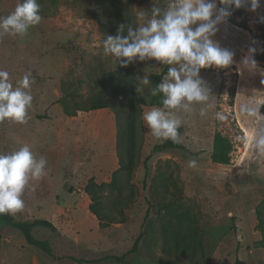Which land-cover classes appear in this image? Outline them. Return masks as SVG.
<instances>
[{
	"label": "rangeland",
	"instance_id": "374dc122",
	"mask_svg": "<svg viewBox=\"0 0 264 264\" xmlns=\"http://www.w3.org/2000/svg\"><path fill=\"white\" fill-rule=\"evenodd\" d=\"M262 2L256 11H251L250 5H246L244 17L237 18L239 21L245 18L248 29L236 26L227 19L217 26L218 31L212 37L213 40L222 48L234 52V57L237 56L229 67L213 66L200 70V77L211 91L209 101L205 104L193 103L191 112L172 110L173 115L182 121L183 131L179 140L186 150L154 152L153 147L164 140L156 139L143 121L141 159L134 178L138 188L137 199L123 207L122 198L116 195L112 197L115 211L125 218V222L121 223L123 229L113 230L110 234L116 236L120 232L118 248H100L97 245L91 250L82 247L80 251V245L77 244L72 248L77 257L92 260V264H192L176 251L183 246H188V251H191L200 240L204 252L194 254L198 260L209 257L213 264H238V261L242 264H264V248L256 243L262 236L258 227V212L264 217V153L256 151L251 143L258 133H264V115L259 110L264 101V83L261 82L264 76L260 74V70H264V57L256 56L264 51V40L257 28L258 21L264 17V0ZM10 3L0 2V17ZM40 5L44 7L39 11L42 17L54 14L65 16L83 29L84 42H99V50L92 47L85 50L82 43L64 47L68 50L66 53H75L72 60L69 59L72 64L63 73L62 81L64 99L72 110L90 106L101 86L104 72L132 69L139 78L143 75L149 77L154 70H163L167 66L155 60L135 61L122 66L115 57L104 53L103 40L108 35L117 34L108 0H41ZM128 5L130 26L136 27L139 12L144 11L150 17L153 7L166 9L168 0H133ZM56 7L61 9L54 10ZM231 17L236 18L235 15ZM249 47L257 49L254 59L258 70L237 71L238 67H242L240 61ZM148 90L149 86H146L144 92ZM152 107L156 106H144L142 113ZM201 108L206 109L204 116L200 115ZM246 108L258 109L257 115H247L244 111ZM106 110L114 116L110 108ZM90 112L98 114L99 111L95 109ZM218 112L225 116L224 120L216 118ZM217 132L231 140L229 165L211 160L213 137ZM146 157L149 158L147 176ZM192 160L196 161L195 167H189ZM115 161L118 163L117 157ZM98 162L108 163L103 155H100ZM162 203L177 210H188L196 220V225L176 224V234L181 242L178 246L174 240L170 242L173 253L167 252L162 245L164 229L157 213ZM15 217L21 219L17 215ZM0 227L7 231L2 236L0 234V264H53L52 259L60 257V250L53 242L44 239L43 234L37 235L52 246L51 253L36 246L34 251L27 249L16 253L7 246L20 239L25 241L23 233L10 225L5 226L1 221ZM141 232L143 235L139 244L134 247ZM32 233L35 236V232ZM182 238L188 239L189 243L184 244ZM1 242L2 249L5 253L8 249V255L14 262L2 256ZM44 259L50 261L45 262Z\"/></svg>",
	"mask_w": 264,
	"mask_h": 264
},
{
	"label": "crops",
	"instance_id": "0c3cea01",
	"mask_svg": "<svg viewBox=\"0 0 264 264\" xmlns=\"http://www.w3.org/2000/svg\"><path fill=\"white\" fill-rule=\"evenodd\" d=\"M5 1L11 3L2 12V17L12 13L18 2H0ZM40 2L38 0L39 5ZM42 8L40 5V10ZM53 9L60 10L61 7ZM55 15L47 18L40 15L41 21L30 27L22 37L0 36V71L9 74L13 87L28 75L33 97L24 123L0 121V153L9 154L27 144L36 159H46L45 175L38 181H29L21 197L24 207L12 214L25 221L39 219L53 224L55 231L44 226H36L32 230L35 238L44 241L37 235L43 234L44 239L53 242L60 250V257L53 258V264H92V260L77 257L73 253V246L79 244L80 251L82 247L91 250L97 245L100 248H118L120 232L116 236L110 234L113 230L123 229L121 223L107 228L100 226L99 220L89 209L92 201L85 190L90 178L97 183L110 181L112 173L119 166L115 161L116 123L107 108L97 109L98 114L72 110L64 100L63 73L70 67L75 55L74 52L66 53V48L82 43L85 50L90 47L99 50V42H84L85 34L79 25L73 24L65 16ZM161 71L157 69L153 73ZM64 103L72 115L65 112ZM100 155L105 156L108 163L98 162ZM4 232L7 231L0 227L1 236ZM52 237L58 240L54 241ZM7 247L20 253L27 249L34 251L35 246L25 238V241L20 239ZM50 248L52 251V246ZM7 250L5 253L1 242L2 256L14 262Z\"/></svg>",
	"mask_w": 264,
	"mask_h": 264
},
{
	"label": "clouds",
	"instance_id": "9594fccd",
	"mask_svg": "<svg viewBox=\"0 0 264 264\" xmlns=\"http://www.w3.org/2000/svg\"><path fill=\"white\" fill-rule=\"evenodd\" d=\"M261 3L262 0H168L166 9L153 7L150 17L141 11L137 14L136 27L128 26L125 32V25L121 24L115 36L108 35L103 40L104 53L115 57L122 66L146 60L168 66L167 74L149 89L150 96L162 97V107H152L141 117L156 139L178 143L182 121L172 110L191 112L193 103L209 101L211 91L199 75L202 68H226L233 64L235 53L222 48L212 38L217 26L232 14L233 7L250 5V10L256 11ZM39 11L38 0H18L12 13L0 17V36H24L41 21ZM261 21L264 22V17ZM256 52L255 47H249L237 71H257ZM260 74L264 76V70ZM150 83L147 75L140 76L136 92L143 94ZM29 89L28 75L13 87L9 74L0 71V121H26L33 99ZM244 111L256 116L258 109ZM205 114L206 109L201 108L200 115ZM216 118L224 120L225 116L218 112ZM251 143L256 151L264 153V133H258ZM46 164L45 158H35L27 144L9 154L0 153V214L15 213L24 207L21 197L26 186L30 180L38 181L45 175ZM195 166V160L189 162V167Z\"/></svg>",
	"mask_w": 264,
	"mask_h": 264
},
{
	"label": "trees",
	"instance_id": "16d2710c",
	"mask_svg": "<svg viewBox=\"0 0 264 264\" xmlns=\"http://www.w3.org/2000/svg\"><path fill=\"white\" fill-rule=\"evenodd\" d=\"M133 0H108L113 19L115 21L114 28L117 31L119 25H125V32L127 27L131 25V18L129 16L128 2ZM247 11V6H243L239 9L233 7L232 14L236 18H227L236 26L241 28H247L248 24L243 18L239 21L238 17H244ZM257 28L261 33V37L264 40V22L261 20L257 23ZM126 34V33H125ZM258 58L264 57V51L256 54ZM168 66H166L159 73H151L149 79L151 81L149 89L154 87L160 82L162 76L167 74ZM138 82L137 72L132 69H118L116 71L104 72L101 86L97 92L95 100L87 108L76 107V109L91 111L95 109L110 108L115 116L116 123V153L118 157V168L112 173V177L108 182L97 183L94 178H90L86 184L85 190L90 196L91 204L90 211L99 220L102 228L110 227L112 223L125 222L123 216H119L114 209L112 202L113 195L122 198V205L126 207L131 203H134L138 196V188L134 184V178L136 169L140 164L141 151L143 146V120H142V108L144 106H156L162 107V97L157 95L155 97L150 96L149 90L143 92V94L136 92L135 85ZM65 100V99H64ZM67 103V102H66ZM64 110L67 114L72 115L67 105L64 103ZM260 112L264 115V101L260 105ZM183 131L181 126L178 129L179 137ZM170 149L186 150V147L180 142L173 143L171 140L164 141L163 143L156 144L153 147L154 152H164ZM232 151L231 140L225 135L217 132L213 137L212 151L210 154L211 160L214 163L229 165L231 162L230 153ZM148 157L145 159V174H149V168L147 165ZM164 208H167L164 212ZM159 217L162 220L163 232V248L166 247V251L173 253L170 250V242L174 240L178 246L181 242L177 237V225L183 226L185 224L196 225L195 219L188 210H177L174 207L166 206L162 203L157 211ZM258 227L261 233V238L256 242L264 248V217L261 216V212H258ZM0 221L8 224L16 229H19L26 241L38 247L39 249L50 253L51 248L45 241L39 240L34 237L32 230L36 226H44L55 231L56 228L52 223L46 220H33L25 221L16 219L14 214H0ZM180 229V228H179ZM143 233L141 232L136 239L135 246L139 244V241ZM184 244H188L189 240L182 238ZM188 246H183L182 249L177 248L176 253H181L183 257L188 259L192 264H213L209 257L198 260L194 254L204 252L203 243L199 240L197 245L191 251H188ZM76 260L75 258H72ZM238 264H242L238 261ZM245 264V263H243Z\"/></svg>",
	"mask_w": 264,
	"mask_h": 264
},
{
	"label": "water",
	"instance_id": "95a60500",
	"mask_svg": "<svg viewBox=\"0 0 264 264\" xmlns=\"http://www.w3.org/2000/svg\"><path fill=\"white\" fill-rule=\"evenodd\" d=\"M57 234L59 235V232Z\"/></svg>",
	"mask_w": 264,
	"mask_h": 264
}]
</instances>
